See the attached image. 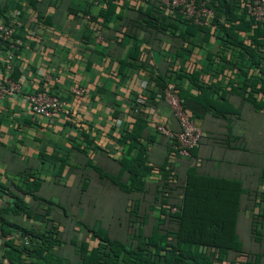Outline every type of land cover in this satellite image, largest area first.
Segmentation results:
<instances>
[{"label": "crops", "instance_id": "obj_1", "mask_svg": "<svg viewBox=\"0 0 264 264\" xmlns=\"http://www.w3.org/2000/svg\"><path fill=\"white\" fill-rule=\"evenodd\" d=\"M157 8L165 20L156 28L145 12ZM0 19L15 24L19 40L10 59L0 46V79L14 87L0 97V183L17 192L26 180L37 181L31 186L35 196L24 194L31 216L12 213L6 220L39 232L55 230L47 254L80 264V243L96 247L98 229L132 242L129 210L136 203L143 217L137 224L151 234L164 218L156 195L163 183L159 166L168 157L174 205L167 210L177 211L189 167L239 179L244 193L237 231L244 223L250 237L249 209L255 194L264 193V45L251 42L252 29L234 30L250 51L224 43L222 31L211 26L185 35L188 26L162 0H113L112 6L108 0H0ZM164 81L177 82L204 132L191 155L178 153L173 138L157 129L160 122L173 132L180 127L162 96ZM252 81H258L256 90ZM210 85L216 107L194 98ZM38 89L60 97L54 117L31 112L28 96ZM139 96L146 99L140 116L147 120L140 140L152 169L142 192H127L94 165L129 180L120 141L136 119L132 107ZM2 242L0 233V255Z\"/></svg>", "mask_w": 264, "mask_h": 264}, {"label": "trees", "instance_id": "obj_2", "mask_svg": "<svg viewBox=\"0 0 264 264\" xmlns=\"http://www.w3.org/2000/svg\"><path fill=\"white\" fill-rule=\"evenodd\" d=\"M108 1L112 6L113 0ZM200 1L202 0H198ZM244 1L206 0L205 5L213 10V14L202 18L203 24L186 18L178 8L176 12L180 15L181 21L188 26L185 35L195 31L196 28L211 26L216 32L222 31L220 37L224 43H237L244 50L250 51L249 46L235 36L234 30L252 29L251 42L264 45V23L248 14ZM151 10L145 12L147 24L156 28L159 25L163 26L165 16L159 8L155 12ZM110 13L107 10L104 18L108 19ZM2 45L1 40L0 46ZM15 53H18V50H15ZM251 56L254 57V54ZM172 73L170 76H174ZM162 78L164 79L163 76ZM252 82L250 84L256 90L258 81ZM168 83L162 82L161 93L164 99V91ZM172 83L175 84L183 98L184 106L188 108L186 95L181 93L177 82L172 81ZM211 88L214 87L210 85L203 88L194 98L207 107H216V100L209 92ZM259 89L264 92V78ZM248 98L255 101L250 96ZM142 106L143 104H138L135 98L132 111L136 119L132 127L125 129L120 141L126 145L120 162L123 170L129 169V180L124 182L121 179V173L112 174L93 164L102 176L112 179L127 192H142L146 185L144 177L152 169V166L147 164V146L140 140L147 120L140 116L142 110L134 111L136 107L142 108ZM172 138L175 145L177 140L175 137ZM195 148L191 150V154ZM168 164L167 157L165 162L159 166L163 170V183L162 190L158 189L156 195L163 205L161 213L164 214V218L159 224L154 225L151 234H146L137 224L142 215L136 203L129 210L135 223L132 242L128 244L111 239L105 230L98 229L95 233L101 240L96 247L88 250L86 242L80 243V264H264V193L255 194L253 206L249 209L250 237L244 242L237 231L239 216L243 210L242 181L202 174L195 167H189L181 192V203L177 211L171 212L166 207V205H174L172 203L174 194L167 180L170 173L167 168ZM36 182L35 179L31 183L30 180H26L25 187L22 184L18 185L19 192L7 191V186L0 183V233L4 249L0 255V264H71L61 257L51 258L47 254L57 240L55 230L39 232L6 220V214L12 213H25L31 216L24 200V194L28 191L35 196L36 187L31 188V186ZM44 214H48V211ZM17 239L20 240L19 246L15 244Z\"/></svg>", "mask_w": 264, "mask_h": 264}, {"label": "built area", "instance_id": "obj_3", "mask_svg": "<svg viewBox=\"0 0 264 264\" xmlns=\"http://www.w3.org/2000/svg\"><path fill=\"white\" fill-rule=\"evenodd\" d=\"M206 0L198 2V0H162L164 8L168 11H175L177 8L188 19H193L198 24H203L202 18L213 14V10L205 5ZM244 5L247 6L248 14L255 20L264 23V0H245ZM15 24L7 23L0 19V41L7 49V58H12L15 50L19 47V40L15 37ZM3 79H0V97H3L10 89ZM81 92V90H77ZM165 100L169 103L173 114L178 119L179 130L174 133L165 123L157 124V129L161 132L175 137L177 143L175 148L178 153L188 156L191 150L197 147L204 135L200 126L197 125L195 118L191 112L183 104V98L180 96L175 84L169 82L165 88ZM31 112L35 116L54 117L61 105L60 97L47 89H38L28 96ZM145 97L136 98L138 104H144ZM141 107H136L135 112H140Z\"/></svg>", "mask_w": 264, "mask_h": 264}, {"label": "rangeland", "instance_id": "obj_4", "mask_svg": "<svg viewBox=\"0 0 264 264\" xmlns=\"http://www.w3.org/2000/svg\"><path fill=\"white\" fill-rule=\"evenodd\" d=\"M239 228L240 230L238 231V235L244 242H246V239L248 238V233H249L248 227L247 225L242 223V225Z\"/></svg>", "mask_w": 264, "mask_h": 264}]
</instances>
